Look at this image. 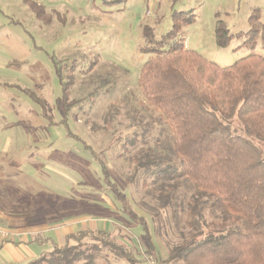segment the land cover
Instances as JSON below:
<instances>
[{
    "label": "rangeland",
    "instance_id": "374dc122",
    "mask_svg": "<svg viewBox=\"0 0 264 264\" xmlns=\"http://www.w3.org/2000/svg\"><path fill=\"white\" fill-rule=\"evenodd\" d=\"M172 2L0 0V213L5 215L0 231L8 234L0 244L16 240L29 227L43 231L47 226L57 228L62 241L65 222L100 218L82 228L99 224L104 231L74 242L81 250H95L97 264H160L190 237L187 205L178 224L168 209L154 222L150 214L158 210L159 193L129 183L139 153L155 151L173 159L163 131L170 132L169 127L139 85L151 57L144 53L149 45L144 28H152L160 40L172 30L173 13L193 12L195 22L179 36L185 50L229 67L250 55L264 58L261 38L251 48L245 36L254 9H260L259 25H264V0H181L174 9ZM219 21L233 36L226 48L217 44ZM57 67L72 83L69 101L78 102L66 114ZM120 135L136 137L132 154L122 150ZM253 143L264 157V142ZM98 159L107 165L118 193ZM135 215L149 229L153 255L147 254V232ZM214 219L206 214L208 223ZM114 246L133 254V262L117 256ZM30 252L40 250L31 247ZM0 264L21 262L5 263L0 256Z\"/></svg>",
    "mask_w": 264,
    "mask_h": 264
},
{
    "label": "trees",
    "instance_id": "16d2710c",
    "mask_svg": "<svg viewBox=\"0 0 264 264\" xmlns=\"http://www.w3.org/2000/svg\"><path fill=\"white\" fill-rule=\"evenodd\" d=\"M180 1L173 0L171 8ZM260 16L256 8L249 19L252 28L245 36L251 48L259 37L264 47ZM172 19V30L160 40H155L152 28H144L149 42L144 53L151 57L142 69L139 85L147 103L161 113L169 127L170 132L168 128L163 131L173 159L155 151L139 153L129 183L159 193L158 210L150 214L154 222L162 216L161 210L168 209L178 224L188 206L185 221L190 237L172 247L160 264H264V157L253 143L264 142V58L254 54L220 67L185 50L179 38L182 28L195 22L193 12H175ZM216 38L221 48L233 39L223 21L217 24ZM57 75L66 114L78 102L68 99L72 83L65 80L61 67H57ZM117 141L130 154L137 149L136 137L123 139L120 135ZM98 163L108 185L118 193L107 165L102 159ZM207 213L214 221H206ZM134 217L145 226L147 254H155L144 219ZM87 235L90 233L70 236L63 246L55 245L29 264H97L95 250L89 253L74 245ZM114 247L117 256L133 262L128 250Z\"/></svg>",
    "mask_w": 264,
    "mask_h": 264
},
{
    "label": "crops",
    "instance_id": "0c3cea01",
    "mask_svg": "<svg viewBox=\"0 0 264 264\" xmlns=\"http://www.w3.org/2000/svg\"><path fill=\"white\" fill-rule=\"evenodd\" d=\"M0 216L1 218L5 217L2 212L0 213ZM98 219L100 218H82L80 221H77L76 224H72L74 222V219L65 222V226H63L64 236L62 238V241H60V239L57 237V228L53 226H47V229L43 231H39V228L41 227H29V230L27 232L20 231L22 232V234H19L16 240L0 244L1 260L5 263L21 262V264H29L44 252L51 251L55 245L63 246L66 243L67 238L70 236L78 235L83 232L95 234L104 231L105 229H102L99 224L92 225L90 229L88 227L82 228V224H85L87 221H93L95 223ZM24 232H26V234H24ZM31 247H36L38 248V250H40L38 255L31 254ZM44 249H47V251H44ZM20 250L26 251L27 255L23 254V252L21 254Z\"/></svg>",
    "mask_w": 264,
    "mask_h": 264
},
{
    "label": "built area",
    "instance_id": "2783aa9c",
    "mask_svg": "<svg viewBox=\"0 0 264 264\" xmlns=\"http://www.w3.org/2000/svg\"><path fill=\"white\" fill-rule=\"evenodd\" d=\"M8 234L7 233H5V232H3V231H0V237L3 239H5L6 238V236H7Z\"/></svg>",
    "mask_w": 264,
    "mask_h": 264
}]
</instances>
